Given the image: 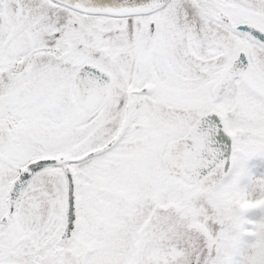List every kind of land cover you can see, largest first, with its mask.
Instances as JSON below:
<instances>
[{
  "label": "snow or ice",
  "instance_id": "1",
  "mask_svg": "<svg viewBox=\"0 0 264 264\" xmlns=\"http://www.w3.org/2000/svg\"><path fill=\"white\" fill-rule=\"evenodd\" d=\"M0 264H264V0H0Z\"/></svg>",
  "mask_w": 264,
  "mask_h": 264
}]
</instances>
